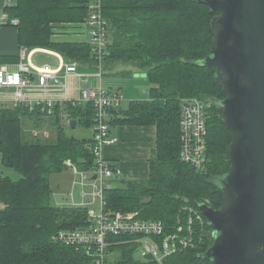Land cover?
I'll return each mask as SVG.
<instances>
[{
  "label": "trees",
  "instance_id": "16d2710c",
  "mask_svg": "<svg viewBox=\"0 0 264 264\" xmlns=\"http://www.w3.org/2000/svg\"><path fill=\"white\" fill-rule=\"evenodd\" d=\"M90 1L14 0L5 10L9 17L19 19L20 45L51 48L66 60L96 64L86 40L53 39L58 29L66 33L69 28L86 26ZM101 6L108 40L102 67L129 65L145 72L151 83L148 100L131 101L126 109L110 111V126L157 127V154L151 159L149 176L141 180L116 176L117 184L108 183L104 190L106 209L160 219L167 230L173 229L177 216L183 221L188 214L185 206L199 208L205 199L213 208L220 206L222 192L213 178L227 172L230 164L231 134L210 101L226 94L214 81V68L196 64L209 53L210 20L216 12L195 0H101ZM181 97L208 103L205 171L195 170L178 157ZM73 101L62 106L55 103L49 115L37 106L0 107V163L19 174L14 179L0 172V264H89L81 251L56 239L61 230L87 226L88 207L53 204L51 200L52 175L62 172L68 162L87 170L93 161L92 138L76 137L68 124L75 119L77 126L92 129L93 105ZM28 115L53 119L49 125L54 134L50 137L46 131L41 135L32 125L25 129L22 119ZM146 198L150 200L142 204ZM204 221L211 231L207 219ZM211 242L210 237L205 238L196 248L171 254L164 264H210L198 255ZM110 251L117 254L112 264H156L136 259L134 243L121 242Z\"/></svg>",
  "mask_w": 264,
  "mask_h": 264
},
{
  "label": "built area",
  "instance_id": "2783aa9c",
  "mask_svg": "<svg viewBox=\"0 0 264 264\" xmlns=\"http://www.w3.org/2000/svg\"><path fill=\"white\" fill-rule=\"evenodd\" d=\"M14 0H4L5 7ZM4 9L0 12V26L19 23L16 17H9ZM89 16L85 22L90 55L96 61L99 73L101 62L108 55L107 23L102 13L101 0H92L88 5ZM23 58V54L21 56ZM76 62L63 65L65 77L76 72ZM36 82L30 73V67L21 62L16 71H6L0 66V87L14 89V105H26L30 109L37 106L44 114H52L54 103L51 100L27 99L25 91L30 89L59 90L68 92L66 81H61L57 70L48 64L35 67ZM100 75V74H99ZM123 97L119 91L102 88L82 89L80 96L73 102L93 105L92 145L90 147L93 161L87 170L79 169L74 163L67 165L74 174L72 191L69 192V206H87L89 222L87 226L59 231L56 239L73 246L89 258V264H112L110 248L118 243H134L136 251L143 261L164 264V260L173 253L185 248L198 247L205 238H211L212 230L205 225L199 208L185 206L188 214L185 218H176V226L167 230L160 219L141 218L132 213H116L106 209L104 190L116 177V170L102 154L104 145L111 144L115 138L110 135V111L120 108ZM208 103L197 97L179 99L178 130L181 162L197 171H205L208 165L206 154ZM93 175L95 178L93 179ZM75 189L78 195L76 199ZM205 204L210 206L205 199ZM97 204V209L91 208ZM206 219V218H205ZM210 235V236H209Z\"/></svg>",
  "mask_w": 264,
  "mask_h": 264
},
{
  "label": "water",
  "instance_id": "95a60500",
  "mask_svg": "<svg viewBox=\"0 0 264 264\" xmlns=\"http://www.w3.org/2000/svg\"><path fill=\"white\" fill-rule=\"evenodd\" d=\"M195 1L216 12L209 53L196 64L214 68L226 95L210 101L231 134L228 171L213 178L220 206L198 205L213 236L198 256L210 264H264V0Z\"/></svg>",
  "mask_w": 264,
  "mask_h": 264
},
{
  "label": "crops",
  "instance_id": "0c3cea01",
  "mask_svg": "<svg viewBox=\"0 0 264 264\" xmlns=\"http://www.w3.org/2000/svg\"><path fill=\"white\" fill-rule=\"evenodd\" d=\"M4 0H0V12L4 9ZM75 30V31H74ZM73 31L75 33H73ZM85 26L80 28H69L66 33L69 32L72 36L76 37L74 40L69 41H85ZM65 32H60V29L56 30L53 35L55 41L65 40L61 39ZM82 35L83 39H79ZM68 41V40H67ZM23 54V58L21 57ZM21 62L25 66L30 67V73L33 76V81L36 82L35 78V67H40L44 64H48L53 69L57 70V76L61 81H66L68 85V79L77 77L80 80L84 79V82L88 81L90 74H82L77 72L78 65H85L90 68L97 69V65L92 63H79L76 62V72L69 74L65 77L63 65L71 63V60H66L61 54L51 48H41V47H25L20 45L18 40V27L14 25H2L0 26V66L5 68L6 71H16L18 64ZM96 62V61H95ZM118 65V64H117ZM114 65L112 68L102 67V73L95 72V76L101 80V76L110 75L112 73L118 72V68L126 67L125 65ZM121 72V71H120ZM137 73L138 71L135 70ZM143 73V72H141ZM100 74V75H99ZM121 74H124L123 71ZM76 75V76H75ZM146 76V75H145ZM69 88V86H68ZM107 89L120 91V87L107 86ZM81 90H79L80 93ZM14 89L1 88L0 87V107H13L14 106ZM27 99L34 101L37 99L51 100L54 104L57 103L60 106L63 105L65 101H71L77 99V97L69 96V89L66 94L62 91L53 89L44 91L41 89H30L25 91ZM140 98L129 99L125 107L120 106L122 109H126L131 101L135 100H148L149 92L144 96H139ZM76 127L71 129L73 134L74 130L79 129ZM84 132L81 130L80 135L76 136L79 138L90 137L92 138V129L89 128V133L85 136ZM74 135V134H73ZM76 135V134H75ZM110 135L115 138V141L111 144L104 145L102 148L103 157L109 161L116 170L117 178L123 180H141L146 179L150 173V162L153 157L157 154V127L153 124H129V123H113L110 126ZM75 176L67 166L62 172L58 173L55 177L54 189L52 188V196L61 195L63 189H68L67 195L72 191V183ZM110 184H117L116 181H110ZM58 190V192H54ZM62 192V193H61ZM61 193V194H60ZM65 194V196H66ZM77 195V193H76ZM78 195L76 199L78 200ZM113 254V253H112ZM116 255L111 256L114 262Z\"/></svg>",
  "mask_w": 264,
  "mask_h": 264
},
{
  "label": "rangeland",
  "instance_id": "374dc122",
  "mask_svg": "<svg viewBox=\"0 0 264 264\" xmlns=\"http://www.w3.org/2000/svg\"><path fill=\"white\" fill-rule=\"evenodd\" d=\"M74 31H73V33H75ZM85 37H86L85 39H87L86 31H85ZM75 38L76 37L72 36L69 33L62 35V37H61V39H65V40H74ZM80 38L83 39L84 37H82V35H81L79 37V39ZM71 61H74V60H71ZM119 65L120 64H118L117 67ZM126 70L128 71V74H127V72H125ZM135 70H137V68H133L132 66L127 65L126 67L118 68V72H116V73H112V74L106 75V76H101V80H100L98 77H96L94 75L95 72L96 73L99 72L98 69L90 68V67L85 66V65H78L77 66V72L78 73L90 74V75L88 77V81H86V82H84V79L80 80L77 77L69 78L68 79L69 96L77 97L78 94L80 96L79 90H82V89L97 88L99 86H101L102 88H105V89H107V86L120 87L121 95L123 97V100L121 101L120 105L122 107H125L127 104V101L129 99L131 100V99H135L137 97L140 98L139 96H144L145 94L147 95L149 92V89H150L151 83L149 82L148 78L145 76V72L141 73L140 71L137 70L138 72L136 73ZM122 71L124 74H121ZM22 120L24 121L25 129H28V127L31 128L30 125H32V128L34 130H36L41 135H42V132H43V134H44V132L46 134V131H48V133L50 134V137H51V135L54 134V127L49 125L54 120L49 118V117L44 118V117H39V116L28 115V116H25ZM26 121H28V122H26ZM81 130L84 132V134H83L84 136L89 133L88 128L80 127L79 129L74 130L73 134L74 135L76 134L75 136H81L80 135ZM0 172H2L3 174H7L14 179L18 178V176H19V174L17 172H15L14 170L6 169V168L2 167L1 163H0ZM211 172H214V169H212ZM56 175L57 174H54L50 177L51 187L53 189H54ZM62 190H63L62 191L63 193L62 192L61 193L64 194V197L63 196L61 197V195H56V193L54 196L51 195V200H52L53 204L62 205L65 203H69L70 197L66 194L68 192V189L62 188ZM77 191H78V189H75V195H76ZM54 192L59 193L58 190H56ZM65 194H66V196H65ZM76 197H77V195H76ZM91 208L97 209V204H94V206H92ZM132 214H135V213H132ZM211 239L213 241L212 234H211ZM112 253L110 255V259H111V256H113L114 254L117 255L115 252H112ZM134 256L136 259H140V254L137 251L135 252ZM111 262H113L112 259H111Z\"/></svg>",
  "mask_w": 264,
  "mask_h": 264
},
{
  "label": "bare ground",
  "instance_id": "6f19581e",
  "mask_svg": "<svg viewBox=\"0 0 264 264\" xmlns=\"http://www.w3.org/2000/svg\"><path fill=\"white\" fill-rule=\"evenodd\" d=\"M75 100V99H74Z\"/></svg>",
  "mask_w": 264,
  "mask_h": 264
}]
</instances>
